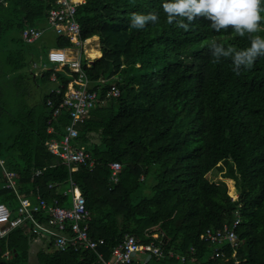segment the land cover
I'll return each mask as SVG.
<instances>
[{
	"label": "trees",
	"instance_id": "trees-1",
	"mask_svg": "<svg viewBox=\"0 0 264 264\" xmlns=\"http://www.w3.org/2000/svg\"><path fill=\"white\" fill-rule=\"evenodd\" d=\"M166 2L84 0L77 7L80 38H98L100 56L91 53L99 57L82 62V69L99 93L72 140L90 154L93 167L76 164L70 171L46 142L62 138L71 122L65 107L52 116L61 95L51 90H64L77 74L47 66L35 47L42 36L33 43L22 38L24 27L51 29L48 11L55 0H0V203L16 211L15 192L2 186L3 168L16 174L17 193L32 201L39 194L47 203L57 197L62 204L60 188L71 178L85 200L89 235L104 240L96 251L58 252L50 238L35 252V264H103L98 253L110 259L126 234L181 254L195 251L185 263L138 255L133 264H264V56L250 67L240 65L236 75L232 57L217 60L209 47L215 38L240 51L251 46L252 36L264 38V0L259 31L243 37L231 27L216 32L201 16L191 23L176 17L169 24ZM133 13H154L158 20L134 28ZM181 21L189 24L187 30L178 26ZM69 45L67 37H56L54 46ZM111 84L118 97L106 96ZM112 162L121 166L115 184ZM213 171L217 177H211ZM54 183L58 186L48 188ZM238 206L241 245L234 256L226 250L227 260L211 259L201 233L230 222ZM35 217L45 223L47 215ZM40 235L46 237L29 225L0 238V264H29Z\"/></svg>",
	"mask_w": 264,
	"mask_h": 264
},
{
	"label": "built area",
	"instance_id": "built-area-1",
	"mask_svg": "<svg viewBox=\"0 0 264 264\" xmlns=\"http://www.w3.org/2000/svg\"><path fill=\"white\" fill-rule=\"evenodd\" d=\"M84 3V0H55L54 6L48 11V27L60 36L68 38L69 46H53L46 50L45 56L49 63L54 64L55 69H63L65 66L70 71L77 74V77L70 81L64 90L62 87H56L51 92L61 95L60 103L55 107L52 116H58L60 109L65 107L69 110L70 124L66 127V134L60 139H50L46 142L48 151L57 156L68 166L69 170H75L76 164L87 165L92 168L94 161L86 149L76 147L72 140L77 136V125L83 123L88 117L90 110L98 103L99 89H92L86 73L82 69L81 53H85L89 60L96 57H90L84 46L91 45L93 38H80V24L76 19L77 7ZM44 33L43 29L35 26L24 27L22 38L27 43H33L40 39ZM92 40V41H91ZM98 40V38H97ZM95 43V46H98ZM90 62L86 63V66ZM51 80L55 79L52 75ZM102 83L106 81L100 79ZM120 91L114 84L109 85L106 92L107 97H118ZM47 105L52 107L53 103L47 100ZM52 132V127L48 128ZM3 161L0 160L2 166ZM110 182L115 184L119 181L120 164L112 162L109 164ZM36 171L35 174H40ZM3 187L13 190L16 194L19 205L14 212L0 203V238L5 237L15 228L32 227L33 232L41 233L51 238L52 248L61 252L68 249L74 251L93 250L104 243L103 239H94L88 233V210L85 207V200L78 185L68 178L66 184L60 188V195L64 198L61 204L59 198L54 197L50 203H47L39 194L33 196V200L25 194H19L16 191V174L2 169ZM58 186L57 183L49 184L48 188ZM232 201L238 200V194L229 192ZM42 213L47 215L45 223H40L35 214ZM232 220L214 229L206 228L200 235V239L209 244L211 248V259L227 260L226 250H232L234 256L236 250L241 245L237 234V228L241 222L239 206L232 213ZM157 238V233L152 235ZM194 248L190 247L187 254L175 252L172 249H163L160 244L150 241L140 243L134 236L126 234L122 241L111 249V257L103 260L98 253V258L103 264H133L138 255H150L156 259H174L179 263H185L187 260L194 259ZM6 256H8L6 254Z\"/></svg>",
	"mask_w": 264,
	"mask_h": 264
},
{
	"label": "clouds",
	"instance_id": "clouds-1",
	"mask_svg": "<svg viewBox=\"0 0 264 264\" xmlns=\"http://www.w3.org/2000/svg\"><path fill=\"white\" fill-rule=\"evenodd\" d=\"M261 0H169L162 7L167 14V22L173 23L176 17L186 18L191 23L196 17L201 16L211 22V28L220 32L231 27L239 36L245 33L259 31ZM158 16L154 13L147 15L133 13L131 26L143 28L147 22L155 23ZM178 26L188 29L189 24L178 22ZM214 50L212 54L217 60L223 56L232 57L234 65L232 71L239 75V66L250 67L258 56H264V38L259 35L251 37V46L237 51L233 47L227 49L216 42L215 38L209 45Z\"/></svg>",
	"mask_w": 264,
	"mask_h": 264
},
{
	"label": "rangeland",
	"instance_id": "rangeland-1",
	"mask_svg": "<svg viewBox=\"0 0 264 264\" xmlns=\"http://www.w3.org/2000/svg\"><path fill=\"white\" fill-rule=\"evenodd\" d=\"M58 35L54 32V30L52 29H46L45 32L43 33L41 39L38 41V44L35 46V47H38L37 50L40 51L42 54L45 55L46 53V50L49 49L50 47H53L55 45V39ZM92 41V40H91ZM95 43H98V40L97 38H93V41L90 43L91 45H86L84 46V49L88 52H94V51H99L98 49V46H95ZM91 48V49H90ZM81 61L82 62H86L88 61L89 59L86 57V54L85 53H81ZM46 62V61H45ZM47 66L49 67H53L54 64H51V63H47ZM57 70H59L57 68ZM38 72V71H37ZM218 176V173L216 171H213L211 177H217ZM229 192H232V186L231 184L229 183ZM19 205V202L18 200L16 199L15 203H14V210L17 209ZM9 208V207H8ZM10 209V208H9ZM11 211V209H10ZM49 237H43V236H39L37 237L34 242L32 243V246L30 248V251H29V264H35L36 263V257H35V252L42 248V249H45L46 248V245L49 241ZM150 264H154L153 262H151Z\"/></svg>",
	"mask_w": 264,
	"mask_h": 264
},
{
	"label": "bare ground",
	"instance_id": "bare-ground-1",
	"mask_svg": "<svg viewBox=\"0 0 264 264\" xmlns=\"http://www.w3.org/2000/svg\"><path fill=\"white\" fill-rule=\"evenodd\" d=\"M89 46H90V45H89ZM90 49H91V48H90ZM91 53H94V52H93V51H92V52H91V51H90V52H88V54H89V55H90Z\"/></svg>",
	"mask_w": 264,
	"mask_h": 264
},
{
	"label": "crops",
	"instance_id": "crops-1",
	"mask_svg": "<svg viewBox=\"0 0 264 264\" xmlns=\"http://www.w3.org/2000/svg\"><path fill=\"white\" fill-rule=\"evenodd\" d=\"M97 52H99V51H97Z\"/></svg>",
	"mask_w": 264,
	"mask_h": 264
}]
</instances>
